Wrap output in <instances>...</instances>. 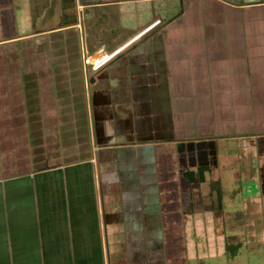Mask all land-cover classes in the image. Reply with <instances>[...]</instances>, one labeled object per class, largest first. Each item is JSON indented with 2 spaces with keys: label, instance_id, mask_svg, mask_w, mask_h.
Masks as SVG:
<instances>
[{
  "label": "crops",
  "instance_id": "0c3cea01",
  "mask_svg": "<svg viewBox=\"0 0 264 264\" xmlns=\"http://www.w3.org/2000/svg\"><path fill=\"white\" fill-rule=\"evenodd\" d=\"M12 1L0 0V43L35 34L12 35ZM94 4L117 9L110 31L102 39L103 30L97 32L98 47L105 52L123 48L90 76L81 62L85 47L67 43L79 53L75 63L85 118L73 121L66 97L57 99L58 113L63 130L80 139L71 138L73 148L65 142L57 152L52 133L36 140L31 149L35 168H8L0 177V264H177L181 252L174 253L176 242L163 241L159 215V191L165 188L160 182L171 166L178 168L170 161L172 150L194 151L192 166L199 170L209 168L218 143L226 139L254 140L264 154V0ZM61 74L56 75L58 87L68 88L73 76ZM92 96L95 108L89 117ZM187 174L193 178L192 170ZM124 175L138 182L131 186L138 196L135 214V203L123 202ZM91 176L101 198L97 216L87 201ZM126 229L145 245L144 253L135 248L130 259L122 258Z\"/></svg>",
  "mask_w": 264,
  "mask_h": 264
},
{
  "label": "rangeland",
  "instance_id": "374dc122",
  "mask_svg": "<svg viewBox=\"0 0 264 264\" xmlns=\"http://www.w3.org/2000/svg\"><path fill=\"white\" fill-rule=\"evenodd\" d=\"M96 2L12 1L15 31L12 35L25 32L35 34L0 43V177L5 176L8 168H15L16 171L35 168L31 149L36 140H43L52 133L56 137L53 150L57 152L58 148L65 147V142L69 148H73L71 138L80 139L78 134L70 136L69 132L63 130L58 100L61 101L62 97L68 99V112L73 121L85 118V101L82 90L78 88L80 69L75 63L79 53L72 52V47L70 44L68 47L67 43L69 40L74 45L81 43L87 53H93L98 47V30H103L99 33V39L110 31L112 22L117 20L114 16L117 9L115 6H96ZM79 3L90 5L83 8L78 6ZM64 23H74L76 27L36 34L42 29ZM1 34L2 31L0 37ZM63 38L64 43L61 42ZM106 51H109L108 47ZM63 71L73 76L67 80L66 87H69L65 89L58 87L62 83H58L60 80L56 77H61ZM88 73L90 76L96 75L91 69H88ZM92 107L94 110L93 96L88 107L89 117ZM93 126L91 121V133ZM256 147L254 140L226 139L218 143L212 164L204 170L192 166L194 151L187 148L182 152L172 150L170 154L174 158L170 161L181 167L178 164L177 169L171 166L167 180L160 182L161 188H165L159 191V215L163 241L176 242L174 253L178 255L181 252L177 264H264V154ZM187 170H192L193 178L187 174ZM135 183L138 182L124 175L120 184L123 202L127 201L130 205L135 203L132 208L134 214L139 205L136 202L137 193L131 187ZM88 184L87 201L97 216L101 198L95 195L92 176ZM141 210L143 208L140 209L139 221ZM165 213L172 216L165 219ZM74 220L75 215L70 219L69 227L73 226ZM126 232L127 251L123 252L122 258L128 256L130 259L138 247L144 253L143 239L136 238L127 229ZM139 233L142 237V229ZM166 256L164 259L168 260Z\"/></svg>",
  "mask_w": 264,
  "mask_h": 264
},
{
  "label": "built area",
  "instance_id": "2783aa9c",
  "mask_svg": "<svg viewBox=\"0 0 264 264\" xmlns=\"http://www.w3.org/2000/svg\"><path fill=\"white\" fill-rule=\"evenodd\" d=\"M157 22H159V20H155L152 24L147 26L140 33L149 29L152 25H154ZM122 48L119 47L111 52H105L104 48L100 46L96 48V50L93 53H87V51L84 48H82V54H81L82 66L84 67L85 70H87L88 68H90L91 70H98L106 63H108Z\"/></svg>",
  "mask_w": 264,
  "mask_h": 264
},
{
  "label": "bare ground",
  "instance_id": "6f19581e",
  "mask_svg": "<svg viewBox=\"0 0 264 264\" xmlns=\"http://www.w3.org/2000/svg\"><path fill=\"white\" fill-rule=\"evenodd\" d=\"M158 23V22H157ZM156 24V23H155Z\"/></svg>",
  "mask_w": 264,
  "mask_h": 264
},
{
  "label": "trees",
  "instance_id": "16d2710c",
  "mask_svg": "<svg viewBox=\"0 0 264 264\" xmlns=\"http://www.w3.org/2000/svg\"><path fill=\"white\" fill-rule=\"evenodd\" d=\"M81 56V55H80ZM83 106V105H82Z\"/></svg>",
  "mask_w": 264,
  "mask_h": 264
}]
</instances>
